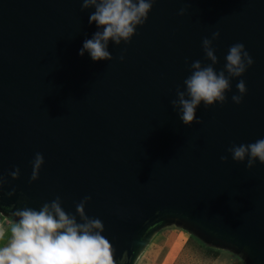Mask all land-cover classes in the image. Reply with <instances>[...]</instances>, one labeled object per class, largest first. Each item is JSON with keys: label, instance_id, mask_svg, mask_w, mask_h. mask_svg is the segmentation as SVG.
Instances as JSON below:
<instances>
[{"label": "water", "instance_id": "1", "mask_svg": "<svg viewBox=\"0 0 264 264\" xmlns=\"http://www.w3.org/2000/svg\"><path fill=\"white\" fill-rule=\"evenodd\" d=\"M94 11L82 0H0V208L13 216L60 197L83 223L76 205L90 196L86 215L103 222L116 264H134L168 220L264 264V164L248 170L228 152L264 139V0H156L130 43L109 42L111 61L79 55L101 30ZM215 32L217 73L228 75L237 43L254 63L230 78L223 104L201 103L202 123L185 125L172 101L194 61L212 64L202 42ZM37 153L45 163L32 181Z\"/></svg>", "mask_w": 264, "mask_h": 264}, {"label": "clouds", "instance_id": "2", "mask_svg": "<svg viewBox=\"0 0 264 264\" xmlns=\"http://www.w3.org/2000/svg\"><path fill=\"white\" fill-rule=\"evenodd\" d=\"M156 0H82V10L94 8L89 23H95L101 30L91 39H86L79 55L88 53L92 60L111 61L113 56L108 50L109 42L119 45L122 41L131 42L137 26L143 25ZM180 15L185 14L181 9ZM219 32L213 33L212 39L202 42L206 57L212 64L203 66L199 60L191 64V75L185 79L186 91L177 90L178 99L172 104L179 109L180 118L185 125L191 126L197 120V108L203 104L213 106L216 102L223 104L227 100L226 92L231 91V77H241L254 61L242 43L229 48L226 55L225 71L216 72L212 66L218 63L212 47ZM124 59L123 56L120 57ZM240 95H233L236 104L242 102L247 93L243 80L236 85ZM236 162L247 160V169L255 167L259 160L264 164V139L254 143L233 145L228 149ZM223 162L228 156H222ZM45 163L42 154L37 153L32 165L31 180L39 179L40 170ZM10 175L18 179L20 169L16 168ZM0 178V189L3 188ZM15 194V190L8 195ZM91 199L85 197L76 205V212L83 223H78L75 215H69L62 207L60 197L51 203H44L39 210L32 208L17 209L14 215L18 218L11 228V239L6 246L0 247V264H116L111 243L102 235L104 224L98 218H89L85 206ZM5 233L0 229V240Z\"/></svg>", "mask_w": 264, "mask_h": 264}, {"label": "rangeland", "instance_id": "3", "mask_svg": "<svg viewBox=\"0 0 264 264\" xmlns=\"http://www.w3.org/2000/svg\"><path fill=\"white\" fill-rule=\"evenodd\" d=\"M0 208V229L14 225L17 217ZM210 244L211 250L202 243ZM134 264H251L237 247L210 240L182 221L161 224L137 253Z\"/></svg>", "mask_w": 264, "mask_h": 264}, {"label": "trees", "instance_id": "4", "mask_svg": "<svg viewBox=\"0 0 264 264\" xmlns=\"http://www.w3.org/2000/svg\"><path fill=\"white\" fill-rule=\"evenodd\" d=\"M12 227H13V225H8V224L4 227L5 236H4L3 240H0V247L6 246L8 244V242L10 241V239H11V228ZM201 243L206 249L211 250L210 245L204 244L203 242H201Z\"/></svg>", "mask_w": 264, "mask_h": 264}]
</instances>
